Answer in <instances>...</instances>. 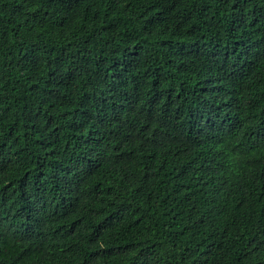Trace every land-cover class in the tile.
<instances>
[{
	"label": "trees",
	"instance_id": "1",
	"mask_svg": "<svg viewBox=\"0 0 264 264\" xmlns=\"http://www.w3.org/2000/svg\"><path fill=\"white\" fill-rule=\"evenodd\" d=\"M0 264H264V0H0Z\"/></svg>",
	"mask_w": 264,
	"mask_h": 264
}]
</instances>
